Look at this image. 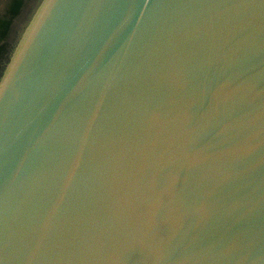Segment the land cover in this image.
I'll use <instances>...</instances> for the list:
<instances>
[{
    "label": "water",
    "instance_id": "1",
    "mask_svg": "<svg viewBox=\"0 0 264 264\" xmlns=\"http://www.w3.org/2000/svg\"><path fill=\"white\" fill-rule=\"evenodd\" d=\"M9 44L0 264H264V0H36Z\"/></svg>",
    "mask_w": 264,
    "mask_h": 264
},
{
    "label": "trees",
    "instance_id": "2",
    "mask_svg": "<svg viewBox=\"0 0 264 264\" xmlns=\"http://www.w3.org/2000/svg\"><path fill=\"white\" fill-rule=\"evenodd\" d=\"M28 0H9L6 12L0 16V66L9 51V38L15 27L18 16Z\"/></svg>",
    "mask_w": 264,
    "mask_h": 264
},
{
    "label": "rangeland",
    "instance_id": "3",
    "mask_svg": "<svg viewBox=\"0 0 264 264\" xmlns=\"http://www.w3.org/2000/svg\"><path fill=\"white\" fill-rule=\"evenodd\" d=\"M36 0H28L25 6L22 9V13L16 19V26L13 29L16 31L20 28V26L25 22L26 16L30 13L31 8L35 5ZM10 39V38H9Z\"/></svg>",
    "mask_w": 264,
    "mask_h": 264
},
{
    "label": "crops",
    "instance_id": "4",
    "mask_svg": "<svg viewBox=\"0 0 264 264\" xmlns=\"http://www.w3.org/2000/svg\"><path fill=\"white\" fill-rule=\"evenodd\" d=\"M8 2L9 0H0V16L5 14Z\"/></svg>",
    "mask_w": 264,
    "mask_h": 264
}]
</instances>
